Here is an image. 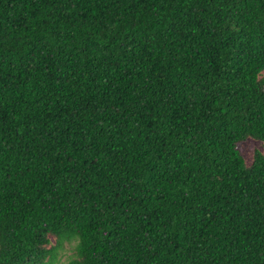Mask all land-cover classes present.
Returning <instances> with one entry per match:
<instances>
[{
    "label": "trees",
    "instance_id": "trees-1",
    "mask_svg": "<svg viewBox=\"0 0 264 264\" xmlns=\"http://www.w3.org/2000/svg\"><path fill=\"white\" fill-rule=\"evenodd\" d=\"M262 70L264 0H0V264H264Z\"/></svg>",
    "mask_w": 264,
    "mask_h": 264
},
{
    "label": "rangeland",
    "instance_id": "rangeland-1",
    "mask_svg": "<svg viewBox=\"0 0 264 264\" xmlns=\"http://www.w3.org/2000/svg\"><path fill=\"white\" fill-rule=\"evenodd\" d=\"M258 76L260 78H264V70H262ZM236 148L240 153V155L242 156L245 165L250 164L252 154L255 150H258L259 152L264 154V149L261 147V143L250 137H247L244 140L238 142ZM52 242L53 239L50 238V243ZM72 246H73V242H64L62 246L55 251V257H54L55 261L57 263L66 262L72 255L73 252Z\"/></svg>",
    "mask_w": 264,
    "mask_h": 264
}]
</instances>
